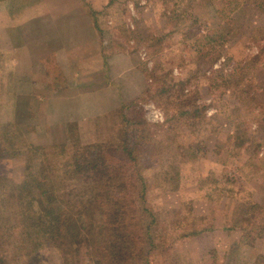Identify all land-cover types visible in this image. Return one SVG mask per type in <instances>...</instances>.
<instances>
[{
	"label": "rangeland",
	"instance_id": "obj_1",
	"mask_svg": "<svg viewBox=\"0 0 264 264\" xmlns=\"http://www.w3.org/2000/svg\"><path fill=\"white\" fill-rule=\"evenodd\" d=\"M117 1L106 17L112 21L106 39H74L80 53L73 61L74 71L76 66L80 71L77 87L65 73V60L61 67L49 62L47 74L36 61L27 77L45 75H36L27 87L43 102L27 110L28 116L23 108L10 124L8 100L17 86L12 82L0 93L2 151L22 142L24 152L31 139L70 143V122L76 121L85 143L115 149L116 115L144 120L145 134L132 130L128 145L137 146L142 157L137 162L147 168L152 207L170 221L158 228L164 234L150 255L152 264H264V0H128L135 12ZM82 20L76 15L65 26H82ZM29 29L25 38L37 39L38 26ZM62 45L71 47L66 41ZM127 52L132 61L124 63L119 57ZM8 61L0 62L5 76L0 83L7 84V75L15 73L9 70L16 60ZM130 62L135 68L123 72ZM29 70L22 60L20 71ZM72 84L74 89L52 105L54 89ZM196 106L202 107L199 115L186 113ZM0 157V172L18 179L20 170H15L23 156L11 161L1 152ZM110 160L115 167L125 162L116 154ZM128 165L139 169L130 160ZM8 193L0 204V233L15 223ZM179 208L174 215L165 211ZM11 241L1 252L8 264H36L37 259L63 264L60 251L51 247L37 258L17 257ZM75 264L97 263L84 257Z\"/></svg>",
	"mask_w": 264,
	"mask_h": 264
},
{
	"label": "trees",
	"instance_id": "obj_2",
	"mask_svg": "<svg viewBox=\"0 0 264 264\" xmlns=\"http://www.w3.org/2000/svg\"><path fill=\"white\" fill-rule=\"evenodd\" d=\"M201 108L186 113L198 114ZM116 118L120 139L115 149L85 143L74 126L77 121L70 122V143L31 146L24 152L22 142L14 143L16 154L24 158L15 170H20L18 179L11 178L13 173L0 176V204L9 190L15 220L8 233H0V264H8L1 252L11 240L17 257L26 259L51 247L60 251L63 264L84 257L97 264H152L150 255L164 234H158V228L170 221L152 207L147 168L137 162V146L128 145L132 130L145 134L147 124L125 114ZM2 146L0 142V153L6 152ZM115 154L125 158L117 167L109 164ZM129 160L139 169H131Z\"/></svg>",
	"mask_w": 264,
	"mask_h": 264
},
{
	"label": "crops",
	"instance_id": "obj_3",
	"mask_svg": "<svg viewBox=\"0 0 264 264\" xmlns=\"http://www.w3.org/2000/svg\"><path fill=\"white\" fill-rule=\"evenodd\" d=\"M116 1L117 0H0V11L2 10L3 12V15L0 14V39L3 43L1 44L0 41V56L4 59L0 62L6 63L7 60H9V64H12V59L14 58L16 60V62L14 61V66L12 69L7 70L20 75L18 76L15 73H9L7 75V77H9L7 78V84L0 83V93L5 89L7 90L11 88L12 82L17 86H13L11 93L14 92L15 94L13 96L10 94L8 100L11 104L12 113L10 120L6 121L7 124L16 123L19 112H21L23 108V113L28 116L27 110H30L34 108L35 105H39L43 102L41 96L40 98H37L30 94L27 85H29V83L32 85L33 81H35L34 79H36V75L42 76L45 75V73H48L46 70L49 68V62L50 64L61 67L62 61L65 60L67 66L65 73L71 77L73 76L75 87H77L78 81L76 76L80 71L79 66H76V68H78L76 70L77 72L74 71L73 61H79L78 58H80V53L77 52L79 42L75 47L73 46L74 39H77L78 41L79 39H106V31L112 26L111 18H108L107 20L106 17L115 10ZM127 1L128 0L123 1L125 11L129 12L132 9L134 11L136 6L131 3L128 5ZM76 15L83 18V20L79 22L82 26L74 24L65 26V23ZM35 20L39 21V24H37L38 22H35ZM71 22L73 21L68 23ZM33 24L37 25L39 28V37H37V39H26V36L28 38L30 37L31 31L29 28L32 29ZM42 39L43 43L38 45L39 41ZM31 40L33 41V45ZM63 41H66L67 45L71 44V47L64 50L62 48ZM51 44L54 48L49 50ZM74 49L76 52H74ZM48 51L51 53L47 54ZM131 57L132 55L127 52L122 57H119V59H123V61H125L124 63H128L129 61H132ZM67 59H71V63H68ZM22 60L26 61V66L30 69L29 71H20V62ZM36 61L41 62L44 66L45 73L40 75V73L36 74L34 72V75L32 76L33 78L27 77L32 73L31 71H33ZM129 64L130 66L127 64V67L124 68L123 72L128 73L136 66V63L132 64V62H130ZM60 69L61 72L58 76L63 75V69ZM50 78L52 77H49V81H51ZM31 80L33 81L30 82ZM72 83H74V81H72ZM73 89L74 84L54 89L55 92L53 95L56 100L51 104L55 105L57 97L60 95H66ZM25 91L27 94L24 96ZM17 92L20 94L17 95ZM51 100L52 99H50V102ZM26 140H29V138L27 137ZM57 142L59 143L57 139L53 141V143ZM46 145L47 144L45 143H38L31 139V141H28L27 146L24 147L27 149L31 146ZM14 147L15 146H13L11 150H5L6 152H4L5 156L9 157L11 161L21 156V154L20 156L16 154ZM10 153H13V155H9ZM22 156L23 160L24 155ZM2 160L3 158L0 157V161ZM2 175L3 174L0 172V176Z\"/></svg>",
	"mask_w": 264,
	"mask_h": 264
}]
</instances>
